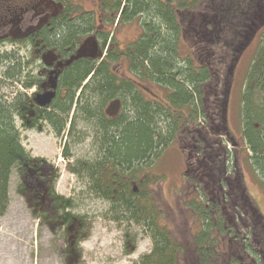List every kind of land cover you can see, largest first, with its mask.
<instances>
[{
    "label": "trees",
    "instance_id": "1",
    "mask_svg": "<svg viewBox=\"0 0 264 264\" xmlns=\"http://www.w3.org/2000/svg\"><path fill=\"white\" fill-rule=\"evenodd\" d=\"M50 1L62 11L36 38L66 60L85 38L98 53L67 60L46 108L21 92L10 98L0 91V217L9 207L11 177L26 196L29 171L41 169L56 210L50 218L59 222L58 239L66 246L63 257L80 259L89 218L78 201L54 194L58 171L26 152L17 127L49 129L65 137L61 156L71 160L67 170L86 195L108 205L111 222L127 226L124 253H133L138 238L130 226L146 234L150 250L132 264H264V216L238 163L245 152L246 165L264 183V0H96V9ZM199 5L204 13L195 18ZM133 21L140 32L122 47L106 27ZM258 34L243 78L239 140L228 125L230 76ZM33 62L0 57V82L31 88ZM88 140L90 157L74 160L73 151ZM173 146L184 155L181 195L192 228L180 241L161 223L154 201L162 181L152 173L155 163Z\"/></svg>",
    "mask_w": 264,
    "mask_h": 264
},
{
    "label": "rangeland",
    "instance_id": "2",
    "mask_svg": "<svg viewBox=\"0 0 264 264\" xmlns=\"http://www.w3.org/2000/svg\"><path fill=\"white\" fill-rule=\"evenodd\" d=\"M74 2L83 5L86 9L97 8L96 0H74ZM201 9L202 6L199 5L192 13L193 17L199 18L200 14L204 13L199 12ZM98 16L99 12L96 13V18ZM106 28L114 32L115 41L122 47L136 39L140 32L136 21L123 27L115 28L114 25ZM258 38L259 34L243 54L238 56L241 57V61L236 67L235 74L230 76L228 125L239 140H241L240 97L244 83L243 78L258 45ZM192 44L188 38L185 39L186 46L190 47ZM7 49L10 48L7 47ZM0 91L1 94L9 95L11 98L21 90L15 83L0 82ZM17 128L21 133V145L26 152L33 158L44 159L53 171L55 169L58 171L59 177L54 185V194L58 198L64 197L73 199L74 202L78 201L79 212L87 215L91 223L90 232L80 247L82 253L80 259L77 260L75 256H72L70 264H132L149 252L151 244L146 234L139 227L132 225L130 226L131 232L138 234L135 250L131 255L124 253L123 235L127 226L125 224L118 226L111 222L105 216L108 205L99 199L88 197L82 181L68 172L67 165L71 163V160L68 162L61 156L66 142L63 135L56 137L49 129L40 133L23 130L20 125ZM90 151L91 142L88 140L73 151L74 160L85 156L90 157ZM180 151L177 146L167 149L156 161L152 172L162 176L161 184H156L154 187L155 210L160 215L161 223L168 227L172 235L177 236L178 241L181 240L182 232L192 231L191 218L184 209V199L181 195L185 162L184 155ZM238 156V163L242 168L250 198L264 216V183L261 184L259 180L255 179L254 174L246 165L242 157L245 156V152L239 153ZM18 184V178L12 176L9 207L6 213L0 217V264H67L63 257L66 246L60 243L58 234L55 235L57 231L54 224L50 222L51 218L45 216L39 221L38 216L35 215L38 208L31 207L26 201V197L17 191ZM40 192L41 195L38 199L45 207L38 214L47 213L49 216H53L56 213L55 208L46 204L45 191Z\"/></svg>",
    "mask_w": 264,
    "mask_h": 264
},
{
    "label": "flooded vegetation",
    "instance_id": "3",
    "mask_svg": "<svg viewBox=\"0 0 264 264\" xmlns=\"http://www.w3.org/2000/svg\"><path fill=\"white\" fill-rule=\"evenodd\" d=\"M61 11L62 7L50 0H0V57H19V59L32 57L34 62L29 64L31 66L28 69L35 78L31 82L32 87L24 89L20 81L15 84L21 90L20 92L29 98L30 104L40 108H46L51 102L40 106L37 104L38 96L56 92L59 72L69 64L67 60L75 62L80 56L83 59H93L98 53L94 41L85 38L72 52L74 55H70L66 60L61 58L63 56L55 47L47 48L36 38L42 28L49 26L50 22L59 17ZM97 12L98 10L95 13ZM53 85L54 89H52ZM40 170L29 171L28 183L39 185L41 189L35 190L31 187L28 188L31 191L28 190L26 193L28 204L34 209L38 208V212L45 207L38 199L41 195L40 191H45L46 204H50L46 174L40 175Z\"/></svg>",
    "mask_w": 264,
    "mask_h": 264
},
{
    "label": "water",
    "instance_id": "4",
    "mask_svg": "<svg viewBox=\"0 0 264 264\" xmlns=\"http://www.w3.org/2000/svg\"><path fill=\"white\" fill-rule=\"evenodd\" d=\"M52 89H54V85H53ZM53 97H54V93L53 92L38 96L37 104L40 105V106H44L46 104H49L51 102V100L53 99ZM37 187H40V186L37 185Z\"/></svg>",
    "mask_w": 264,
    "mask_h": 264
}]
</instances>
